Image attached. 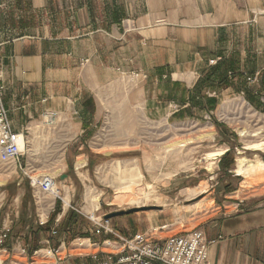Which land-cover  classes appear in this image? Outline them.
Returning a JSON list of instances; mask_svg holds the SVG:
<instances>
[{"label": "rangeland", "instance_id": "374dc122", "mask_svg": "<svg viewBox=\"0 0 264 264\" xmlns=\"http://www.w3.org/2000/svg\"><path fill=\"white\" fill-rule=\"evenodd\" d=\"M231 1L238 15L246 9L251 17L246 20L238 17L235 24L220 28L214 50L207 52L206 59L194 69L192 84L173 80L169 69H148L146 59L140 56L142 49L138 50V57L142 58H138L140 61H136L134 69L128 62L126 46L123 53L115 40H96L89 81L74 80L68 87L73 98L79 92L85 93L84 107L79 100L74 106L69 104L70 112L63 105L54 126L46 127L40 150L34 157L23 153L17 167L0 162V181L3 182L0 185V233L9 230L4 244L6 253L0 250L1 264H29L31 261L41 264V256L29 258L26 254L24 257L19 249H29L33 244L40 250H48L64 238L49 239V234L37 231L41 222L47 223L57 200L62 211L53 226L56 221L59 225L67 211H72L69 205L80 212L76 236L66 242L67 253L74 259L78 253L91 252L89 248L77 252L74 247L82 240L98 242L87 218L90 215L84 197L87 189L101 195L94 217L136 209L132 214L109 220L110 227L124 236L162 227L158 234L162 237L192 230L204 233L207 226L225 215L264 210V170L248 172L244 177L236 174L239 159L244 160V167L257 161L264 163V150L246 149L258 139L264 142V130L260 136L251 137L253 131L264 128V81L261 79L264 74V0ZM30 12L27 0H0V51L4 43L27 36L32 30L52 22L49 16ZM114 23L120 30H134L127 17L115 19ZM104 37L107 38V34ZM232 56L238 58L241 77L234 76L228 87L217 91L203 90L202 95L217 99L213 110L192 105L191 91L196 82L207 69ZM251 73L258 78L248 84L246 79ZM228 76L232 77V73ZM114 85L122 99L115 113L122 117L119 118L122 122L118 126L110 123L107 127L104 123L109 114L100 112L102 101L96 92L109 90ZM246 92L255 97L254 105L247 101ZM195 101L203 105L199 97ZM241 101L250 111H243ZM136 115L140 117L138 125L134 124L137 118L132 123ZM41 120L42 116L35 117L18 131H25L28 138V126ZM242 130L246 132L243 136L240 135ZM208 133H212V139H201ZM100 134L103 135L101 140ZM118 134L122 135L116 137ZM178 142L182 143L169 147ZM221 150L225 151L223 155L212 161L208 159L209 154ZM78 160L83 161L79 167ZM209 161H214L210 167ZM134 167L142 176L141 188L149 195L147 201L142 200L137 205L128 202V197H116L96 175V170L102 168L109 177L111 174L122 177L125 168L130 171ZM35 176L49 177L57 186L58 197L53 198L44 217L40 215L38 198L48 195L31 188L30 179ZM65 190L69 196L67 206L62 200ZM84 232H88L90 238H79ZM45 262L51 261L46 258Z\"/></svg>", "mask_w": 264, "mask_h": 264}, {"label": "crops", "instance_id": "0c3cea01", "mask_svg": "<svg viewBox=\"0 0 264 264\" xmlns=\"http://www.w3.org/2000/svg\"><path fill=\"white\" fill-rule=\"evenodd\" d=\"M27 1L31 14L52 22L4 43L0 51L3 103L16 132L35 117L43 122L53 113L55 121L63 105L70 112L75 101L84 104L85 93L73 98L69 82L89 81L98 39L115 40L123 53L126 46L134 69L142 49L148 69H169L173 80L192 84L220 28L251 17L246 9L238 15L231 0ZM122 17L132 21V32L114 23ZM204 235L211 264H264V210L225 215Z\"/></svg>", "mask_w": 264, "mask_h": 264}, {"label": "built area", "instance_id": "2783aa9c", "mask_svg": "<svg viewBox=\"0 0 264 264\" xmlns=\"http://www.w3.org/2000/svg\"><path fill=\"white\" fill-rule=\"evenodd\" d=\"M257 78L256 74L253 77H248L246 81L248 84H253L257 81ZM3 90L0 53V162L13 164L17 167L20 157L23 156L21 148L26 142V132H16L12 127L3 103ZM30 186L42 193H48L52 190L54 182L49 177H41L37 180L30 179ZM55 197H58V194ZM69 207L76 214L80 213L74 207L70 205ZM87 218L92 223L94 235L110 237L109 240L94 243H91L88 239L91 252L78 253L77 257L71 259L73 255L67 253L68 244L62 238V240H58L57 243L53 244L51 249H37L29 256L27 248L23 247L19 249L20 253L24 257H27V254L29 258L41 256V264L46 263V258L51 261L48 264H211L208 253L210 242L206 240L202 231L192 230L162 237L158 235L164 229L162 227L149 232L124 236L114 231L110 227L109 220H104V217L98 218L89 215ZM44 224L45 222L40 223V225ZM57 227L58 222L56 221L51 229V237L57 236ZM8 234V229L0 233V250L4 253H6L4 244ZM46 243L48 244V242ZM29 264L38 263L31 261Z\"/></svg>", "mask_w": 264, "mask_h": 264}, {"label": "bare ground", "instance_id": "6f19581e", "mask_svg": "<svg viewBox=\"0 0 264 264\" xmlns=\"http://www.w3.org/2000/svg\"><path fill=\"white\" fill-rule=\"evenodd\" d=\"M116 92H118V91H117V89H115V85L113 87H111L109 90L105 89V90H99L96 92L97 98L102 101V103H100V106H99L100 112H103V115H104V113L111 115V117H109V115H108L105 118L104 126H107V127L110 123H114V126L115 125L118 126L120 124V121H121V120L119 121L120 117H118V115H116L118 113H115V111H117L119 106L121 105L122 99H120L119 94ZM115 101H116V103H115ZM239 105L243 109V111L244 110L250 111V107L244 101H241L239 103ZM52 117H53V113L46 116L43 122L32 124L28 127L29 137L26 138V142H24V144L21 148L22 153L27 154L31 158V157H34L35 154L39 152L41 142H42L43 138L45 137L44 131H45L46 127L48 129L51 127V125L54 126L53 124H55V122L53 123L54 120L52 121V119H53ZM55 117H57V115H55ZM136 118H137V120L134 123V120ZM139 118H140L139 115L134 116L132 123H134L135 125H138L140 123ZM121 127H123V126H121ZM104 129H105V127H104ZM263 130H264V128L262 127V128H259L258 130L253 131L251 134V137L260 136V133H262ZM245 133L246 132H244V130H242L240 132V135L243 136ZM120 135H122V134H118L116 137H119ZM102 138H103V135L100 134L99 140H101ZM201 139H206V140L212 139V133H208V134L204 135ZM262 140L258 139L256 141L252 142L250 145H248L246 147V149L251 150L253 152L264 150V142ZM181 143L182 142H178V143H175L174 145H171L169 147H173V146L181 144ZM224 153H225V151L221 150V151L217 152V154H209L208 159L210 161H212L214 157H219V156L223 155ZM212 163L210 162L208 164V167H210L212 165ZM82 164H83L82 160L77 161L78 167L81 166ZM243 164H244V160L239 159L238 160V167H236L237 168V170H236L237 175L244 177V176H246V174L248 172H255V171L264 170V163L262 161H257L255 164L250 165L248 167H244ZM96 175L99 177V180L101 181L102 184H104L105 186H107L113 190V192L115 193L114 195L116 197H119V196L128 197L129 198L128 202H130L131 204L137 205V204H140L142 200L147 201L149 199V195L145 193V190L143 188H141L142 186L140 185V182H142V176L140 175L137 168H135V167L133 170H130V171L127 170V168H125V170L123 171L122 177H120V176L115 177L112 174L109 177L106 170H104L102 168H98L96 170ZM42 177H44V176H42ZM165 177L168 178V176H166V175H165ZM40 178H41L40 176L32 177L33 180H37ZM1 184H3L2 181H0V185ZM56 194H58L57 186H56V184H54L52 190L47 193L48 196H45L43 198H38V203L42 209L40 212L41 216L44 217V215L47 214L48 210L51 208V206L53 204V198L56 196ZM84 197H85V201L87 203L86 210L90 213V215H94L93 212L98 209L100 199H101V195L99 193L98 194L95 193L94 190H88L87 189ZM62 200L64 202V205L67 206L69 203V196H68L66 190H65V194H64ZM74 247H75V249H77V252L79 249H80V252H82L83 249L89 248L88 241L83 240L80 245L77 244ZM71 251H73V249ZM1 263H2V258H0V264Z\"/></svg>", "mask_w": 264, "mask_h": 264}, {"label": "trees", "instance_id": "16d2710c", "mask_svg": "<svg viewBox=\"0 0 264 264\" xmlns=\"http://www.w3.org/2000/svg\"><path fill=\"white\" fill-rule=\"evenodd\" d=\"M239 70V63L237 56H232L227 59H221L219 63H217L214 67H211L206 70L204 75L196 82L194 85L192 91H191V98L190 103L192 102L194 106L199 105L202 109H205L206 111L213 110L218 101L215 97H208L202 95L203 90H210V91H217L218 89H222L223 87H228L231 84L230 79L234 76L241 77V75L238 74ZM229 73H232V77H229ZM254 74L251 73L250 77H253ZM264 81V74L261 78ZM241 84H243V81H241ZM262 87H264V83H262ZM177 86V85H174ZM196 97H199L201 101H203V105H200V103H196L195 99ZM255 97L251 93L246 92V99L247 101L254 105L255 103ZM61 203L59 200L55 202V207L51 215L49 216V219L47 223L44 225H39L37 227V231H43L45 234L51 233V229L53 227V223L55 218L61 214ZM78 214L74 213L73 211H67L66 215L61 219L58 227L56 228L57 236L51 237L49 236V239H54L63 236L66 242H69L71 239H74L75 235V228L77 227V218ZM68 236V239L67 237ZM95 240L98 242L109 240V236H96L94 235ZM98 237V238H97ZM79 238H90V234L88 232H84L80 234ZM26 242V241H25ZM28 243V242H27ZM30 243V241H29ZM28 255L30 256L33 251L37 250L35 245L32 244L31 248L28 246Z\"/></svg>", "mask_w": 264, "mask_h": 264}, {"label": "water", "instance_id": "95a60500", "mask_svg": "<svg viewBox=\"0 0 264 264\" xmlns=\"http://www.w3.org/2000/svg\"><path fill=\"white\" fill-rule=\"evenodd\" d=\"M136 209H129L126 211H118L104 216V220H110L111 218L132 214Z\"/></svg>", "mask_w": 264, "mask_h": 264}]
</instances>
